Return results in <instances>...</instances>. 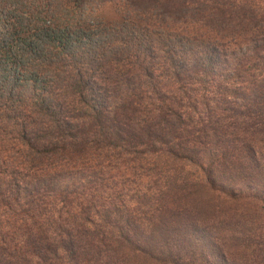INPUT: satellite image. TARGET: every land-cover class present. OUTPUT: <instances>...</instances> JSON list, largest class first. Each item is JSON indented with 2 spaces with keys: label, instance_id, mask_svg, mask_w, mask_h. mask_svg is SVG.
<instances>
[{
  "label": "trees",
  "instance_id": "1",
  "mask_svg": "<svg viewBox=\"0 0 264 264\" xmlns=\"http://www.w3.org/2000/svg\"><path fill=\"white\" fill-rule=\"evenodd\" d=\"M0 264H264V0H0Z\"/></svg>",
  "mask_w": 264,
  "mask_h": 264
}]
</instances>
